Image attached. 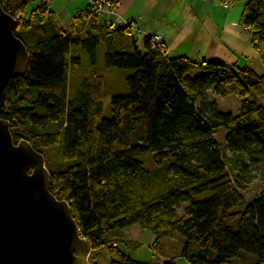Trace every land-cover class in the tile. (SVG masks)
<instances>
[{
	"label": "trees",
	"instance_id": "obj_1",
	"mask_svg": "<svg viewBox=\"0 0 264 264\" xmlns=\"http://www.w3.org/2000/svg\"><path fill=\"white\" fill-rule=\"evenodd\" d=\"M0 4L17 19L14 34L29 52L25 72L6 85L0 117L14 143L26 139L43 154L51 192L69 203L91 245L89 264H101L105 250L121 255L109 264H176L121 254L111 237L135 224L153 233V245L179 233L180 255L191 264L264 263V189L250 200L239 190L247 167L264 162V71L169 56L148 36L140 49L129 26L108 31L96 18L76 15L58 27L48 0ZM240 22L260 51L264 0H244ZM118 70L127 71L125 93L108 86V73ZM211 90L237 96V112L218 109Z\"/></svg>",
	"mask_w": 264,
	"mask_h": 264
},
{
	"label": "water",
	"instance_id": "obj_2",
	"mask_svg": "<svg viewBox=\"0 0 264 264\" xmlns=\"http://www.w3.org/2000/svg\"><path fill=\"white\" fill-rule=\"evenodd\" d=\"M16 25L0 4V109L8 81L25 72L29 58ZM50 186L43 154L26 139L14 143L0 117V264H88L91 245Z\"/></svg>",
	"mask_w": 264,
	"mask_h": 264
},
{
	"label": "crops",
	"instance_id": "obj_3",
	"mask_svg": "<svg viewBox=\"0 0 264 264\" xmlns=\"http://www.w3.org/2000/svg\"><path fill=\"white\" fill-rule=\"evenodd\" d=\"M91 1L93 0H48V5L56 25L65 27L72 22L76 13L84 10ZM109 1L117 5V20H131L140 31L139 35L135 36L137 44L140 38L143 40L145 36L158 33L168 48L169 56L184 55L196 61L218 59L238 65L237 46L242 29L247 31L250 43V32L240 22L242 8H224L220 0ZM105 19L107 16L103 15L99 16L97 21L101 24ZM109 19H113V16ZM131 34H134V30H131ZM177 239L176 243H180L181 239ZM173 249L175 250V246ZM174 250L172 253L175 255L163 250L157 251V254H163L165 258L179 256L185 263H189L180 252L176 253ZM253 262L251 260L248 264Z\"/></svg>",
	"mask_w": 264,
	"mask_h": 264
},
{
	"label": "rangeland",
	"instance_id": "obj_4",
	"mask_svg": "<svg viewBox=\"0 0 264 264\" xmlns=\"http://www.w3.org/2000/svg\"><path fill=\"white\" fill-rule=\"evenodd\" d=\"M221 1V0H220ZM244 0H229V7L230 9H240L242 8ZM221 3V2H220ZM32 6H34V3L31 2L27 6V10H29ZM99 16H92L91 18L85 19L86 23H89L92 18H98ZM98 22V21H97ZM104 24V26L109 31V28L107 27L105 20L101 23ZM242 29V28H241ZM134 35V34H133ZM138 45L140 49H143L142 44V38L139 39ZM168 49V48H167ZM237 55H238V65L244 66L248 65L252 67L257 73H262L264 71V42L261 45V50L256 51L249 43L248 40V33L244 29H242L241 36L238 40V46H237ZM98 65H102L103 60V51L102 48H99L98 50ZM85 69L78 68V72L76 74H79L83 72ZM119 72V73H118ZM117 73H108V86L109 88L115 89V93H125L127 91L126 85L123 80V76L127 74L126 70H118ZM121 75L122 78H121ZM208 96L210 99H213L216 101L218 105V109L225 112H231L235 113L238 110V104L240 99L235 95H229L225 97H221L219 95H216L212 90L208 92ZM252 95H250V98ZM260 102H264V97H261L258 99ZM105 109H107L106 114H109V96L105 98L104 101ZM217 141L221 144H225V132L220 131L216 135ZM51 156V155H49ZM53 159V157H51ZM45 161V160H44ZM49 162H53L54 160H48ZM146 166L149 169L154 168V165L146 159ZM240 168V162H237L235 166V170H238ZM248 174L243 176V180H246L247 182H242V187L239 189L243 198L250 200L254 196H256L258 193H260L264 189V162L258 163V164H251L247 167ZM153 190L159 191L160 190V184L153 181ZM186 202L182 203L180 207L177 209V215H180L184 211V207L186 206ZM119 232V235L112 236L111 237V243L112 241H116L114 243L120 250L121 254H126L130 258L148 262V263H161L162 261L169 258H165L166 256L162 254V256H159L157 254L158 252L169 253L174 254L173 248L175 246V252L178 253L181 251L182 242L176 243L177 238H180L182 240V236L179 233H174L171 236H167L164 238H161L158 240V243L156 245H153L155 241V237L153 233L149 229H143L139 225H132L127 228H124ZM138 242V247L135 248L134 243ZM104 259L101 261V264H109V261L111 259H121L119 254H111L108 253L107 250L103 251ZM175 255V254H174ZM170 259L175 260L176 264H189L185 263L183 259L181 260L179 256L171 257ZM89 264V262H88Z\"/></svg>",
	"mask_w": 264,
	"mask_h": 264
},
{
	"label": "built area",
	"instance_id": "obj_5",
	"mask_svg": "<svg viewBox=\"0 0 264 264\" xmlns=\"http://www.w3.org/2000/svg\"><path fill=\"white\" fill-rule=\"evenodd\" d=\"M221 4L224 8L229 7V0H221ZM77 16H80V19L85 20L91 18L92 16H107L105 19V23L109 28V31H113L117 26H129V28L133 31L134 35H139V30L135 28L131 20L122 19L117 20L118 16V8L115 2H111L109 0H93L90 3V6L85 11H78L76 13ZM110 16H113V19H109ZM149 38V46L151 48H156L160 52H167V46L163 41V38L160 34L154 33L148 36Z\"/></svg>",
	"mask_w": 264,
	"mask_h": 264
}]
</instances>
